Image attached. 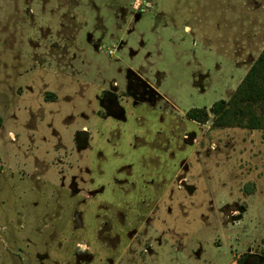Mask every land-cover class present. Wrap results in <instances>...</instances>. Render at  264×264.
I'll return each mask as SVG.
<instances>
[{"label":"rangeland","instance_id":"1","mask_svg":"<svg viewBox=\"0 0 264 264\" xmlns=\"http://www.w3.org/2000/svg\"><path fill=\"white\" fill-rule=\"evenodd\" d=\"M263 48L264 0H0V264H264V130L213 126Z\"/></svg>","mask_w":264,"mask_h":264},{"label":"trees","instance_id":"2","mask_svg":"<svg viewBox=\"0 0 264 264\" xmlns=\"http://www.w3.org/2000/svg\"><path fill=\"white\" fill-rule=\"evenodd\" d=\"M186 116L203 124L209 119L203 109L189 110ZM213 126L264 130V48L225 107L215 115Z\"/></svg>","mask_w":264,"mask_h":264}]
</instances>
